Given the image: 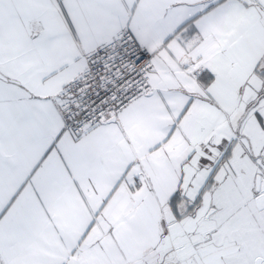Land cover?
Returning <instances> with one entry per match:
<instances>
[{"label": "snow or ice", "instance_id": "obj_1", "mask_svg": "<svg viewBox=\"0 0 264 264\" xmlns=\"http://www.w3.org/2000/svg\"><path fill=\"white\" fill-rule=\"evenodd\" d=\"M0 264H264V0H0Z\"/></svg>", "mask_w": 264, "mask_h": 264}]
</instances>
